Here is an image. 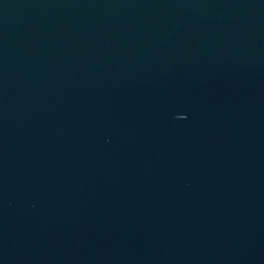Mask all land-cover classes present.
I'll list each match as a JSON object with an SVG mask.
<instances>
[{
  "label": "water",
  "instance_id": "obj_1",
  "mask_svg": "<svg viewBox=\"0 0 264 264\" xmlns=\"http://www.w3.org/2000/svg\"><path fill=\"white\" fill-rule=\"evenodd\" d=\"M0 264H264V0H0Z\"/></svg>",
  "mask_w": 264,
  "mask_h": 264
}]
</instances>
